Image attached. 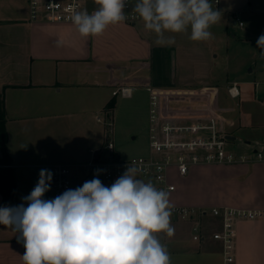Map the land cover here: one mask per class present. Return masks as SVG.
I'll return each instance as SVG.
<instances>
[{"label": "crops", "instance_id": "crops-1", "mask_svg": "<svg viewBox=\"0 0 264 264\" xmlns=\"http://www.w3.org/2000/svg\"><path fill=\"white\" fill-rule=\"evenodd\" d=\"M91 7L98 8L95 0ZM168 35L174 36L175 44H155V35L146 31L140 20L109 26L99 37L83 38L72 23L30 21L28 0H0V94L7 117V149L13 158L9 166L15 171L20 204L27 206L23 198L39 179L41 169L29 167L32 164L71 159L68 164L74 167L70 166L73 189L94 177L105 186L116 180L92 175L80 166L84 167L92 158L91 150L104 146L106 129L90 126V119L99 123L96 114L110 118L115 115L119 94L114 95L113 91L120 86L131 88L129 94L121 95L124 98L131 97L136 87L148 93L143 105L144 126L149 103L146 87L152 84L166 95L165 102L169 97L166 117L185 121L215 114L225 119L229 135L234 136V148H264V87H259L264 80L256 76H264V67L256 62L248 76L236 75L234 79L227 72L225 84L239 83V102L227 93L223 99L231 106L220 109V84L213 69L207 65L195 72L180 70L189 65L191 47L185 44L186 34ZM156 54L158 61L172 54L174 72L163 70L156 75ZM252 74L256 77H250ZM193 84L207 85L199 99L186 95L192 90L187 86ZM110 100L115 101V106L107 115ZM125 113L122 135L128 133L135 139L137 135L133 133L141 129L136 112L128 107ZM237 119L239 125L235 123ZM240 127L248 128L244 138L234 133ZM100 154L109 155L104 150ZM171 181L176 185L169 195L171 203L264 209V160L198 165L188 175L171 177ZM0 207H5L1 193ZM197 221L204 234L200 239L193 237ZM171 224V237L164 233L158 236L167 247L172 264H223L222 243L212 238V232L221 228L219 218L209 214L199 220L171 216ZM18 235L0 225V264H22L25 248L18 242ZM235 235V264H264V219L237 221Z\"/></svg>", "mask_w": 264, "mask_h": 264}, {"label": "clouds", "instance_id": "clouds-1", "mask_svg": "<svg viewBox=\"0 0 264 264\" xmlns=\"http://www.w3.org/2000/svg\"><path fill=\"white\" fill-rule=\"evenodd\" d=\"M95 3L98 8L91 13L74 11L70 17L83 38L102 36L109 26L128 18L127 0ZM133 11L145 30L155 35L157 45L175 44L168 34L208 41L213 38L211 27L221 20V12L210 0H137ZM257 47L264 59V34ZM138 171L129 166L110 186L94 177L44 199L53 173L41 169L37 184L23 198L26 207H0V225L18 233V242L25 248L22 264H172L158 236L174 233L169 193L137 179Z\"/></svg>", "mask_w": 264, "mask_h": 264}, {"label": "built area", "instance_id": "built-area-1", "mask_svg": "<svg viewBox=\"0 0 264 264\" xmlns=\"http://www.w3.org/2000/svg\"><path fill=\"white\" fill-rule=\"evenodd\" d=\"M93 0H28L29 20L46 23H72L70 20L74 11L95 9L91 7ZM137 0H127L125 22L140 21L133 11ZM218 0H215L217 3ZM242 25V21L236 16ZM149 92V154L122 158L115 153V145L109 137L110 128L106 129L109 138L99 149L91 150L92 158L85 164V172L100 176L106 180L119 178L129 166L138 168L137 177L148 182H154L157 189H163L170 195L176 189L171 177L188 175L191 168L208 164H241L264 160V148L249 147L236 149L231 147L232 140L225 119L215 114L196 117L191 120H176L166 117L161 108V92L157 86L147 85ZM129 86H120L113 91L114 95H127ZM232 98L240 96L239 83L228 86ZM97 121L102 122V116L96 114ZM109 126L110 123H109ZM103 149L109 155L100 157ZM32 168L47 169L53 173L50 190L54 197L68 189H73L70 165L66 162L37 163L29 165ZM99 170V171H98ZM171 203V202H170ZM172 217L180 219L199 220L206 214L221 221V228L212 232V238L222 243L223 264H235V225L239 220L264 219L263 208H235L229 206H212L211 208L178 205L171 203ZM194 239H200L202 233L199 221L193 227Z\"/></svg>", "mask_w": 264, "mask_h": 264}, {"label": "rangeland", "instance_id": "rangeland-1", "mask_svg": "<svg viewBox=\"0 0 264 264\" xmlns=\"http://www.w3.org/2000/svg\"><path fill=\"white\" fill-rule=\"evenodd\" d=\"M210 3L213 8L221 12V20L210 29L213 38L205 42H193L188 38V34H186L184 39H186L187 42H185V44L191 47L188 57L189 65H186V68L183 66L184 68L182 67L179 69L189 73L190 71L195 72L199 69L204 70L207 65L210 66L213 69V73L217 76L216 78H218L217 82L220 84L218 107L222 109V107L231 106L226 99H223L226 97L228 86L230 85L225 84L227 72L229 73L230 79H234L237 77L236 75L243 76L244 74L248 76L249 69L252 66H256V62L257 65L264 67V60L258 56L261 49L257 47L259 36L264 34V0H219L218 3H215V0H210ZM235 14L239 17V20L242 21V25H239V21L236 20ZM155 56L154 67L156 75L163 72V70L174 72L172 54L169 58L167 56L162 57L160 61H158L157 54ZM202 60L203 62H201ZM256 76H258L260 80H264V76H260L259 73H257ZM250 77L255 78L253 74ZM187 87H191L192 90L186 93V95L191 96L193 99L196 97L199 99V94L201 93L204 95L207 85L193 84ZM259 87H264V81L260 83ZM162 91H164V89ZM132 92L129 98H124L121 94L118 95L117 101H119V107L113 117L111 116L110 118L101 114L103 118L101 123H97L95 120L90 119V126L92 127L99 125L101 128H110L109 137L114 142L115 151L124 158L145 155L149 148V103L146 107V126H144L145 109L143 107L148 93L146 94V91L142 87L133 88ZM184 92L185 91H183V93ZM165 100L166 95L161 92V108L163 109L164 115L166 114V109L168 110V108H170L169 104H167L169 97L167 96V102H165ZM234 100L239 102V98ZM128 107L135 110L137 122L139 123L138 126L141 127L139 131L137 129V131L133 133L134 136L137 135L135 139L129 137L128 133L122 135V129H124L123 126L126 118L125 108ZM109 123L111 126H109ZM235 123L239 125L238 119ZM246 129L248 128L240 127L234 133L238 135V138H244ZM104 134L102 145H105L109 139L106 133ZM230 146L233 147V144H230ZM65 147L67 148L69 146ZM103 150L104 153L109 152L106 149ZM71 152H73V150H71ZM86 152H88L87 155L89 156L90 152ZM64 160L67 161L66 163L71 162V159ZM64 160L60 159L57 161L65 162ZM70 166L72 169L74 168L72 165ZM83 168V166H80L81 170ZM27 169L30 170L29 168ZM43 198L53 199L55 197L51 190H49L44 194Z\"/></svg>", "mask_w": 264, "mask_h": 264}, {"label": "trees", "instance_id": "trees-1", "mask_svg": "<svg viewBox=\"0 0 264 264\" xmlns=\"http://www.w3.org/2000/svg\"><path fill=\"white\" fill-rule=\"evenodd\" d=\"M114 106L115 101L110 100L106 108L107 115H110ZM6 121L4 101L0 94V193L4 206L15 207L21 204L17 193L15 171L13 167L9 166L13 158L7 149L8 131Z\"/></svg>", "mask_w": 264, "mask_h": 264}, {"label": "water", "instance_id": "water-1", "mask_svg": "<svg viewBox=\"0 0 264 264\" xmlns=\"http://www.w3.org/2000/svg\"><path fill=\"white\" fill-rule=\"evenodd\" d=\"M228 137H229L230 139L234 138V136H232V135H229Z\"/></svg>", "mask_w": 264, "mask_h": 264}]
</instances>
